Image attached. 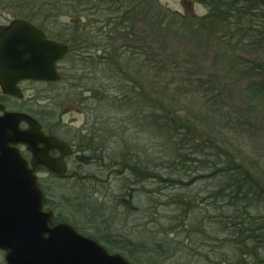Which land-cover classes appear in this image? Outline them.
<instances>
[{"label":"rangeland","instance_id":"374dc122","mask_svg":"<svg viewBox=\"0 0 264 264\" xmlns=\"http://www.w3.org/2000/svg\"><path fill=\"white\" fill-rule=\"evenodd\" d=\"M140 1L146 10L148 4ZM155 1L188 21L172 23L167 30L154 29L147 21L140 23L136 41L118 34L108 38L107 21L119 15L112 13L119 6L99 4L100 14L94 10L82 14L92 49L81 55L83 60L74 53L65 59L61 82L25 86V105L40 92L43 98L38 101L42 106L39 115L44 125L68 140L76 138L77 144L83 145L86 138L100 134H103L101 143L106 142L104 138L111 141L108 133L116 137L108 142L110 147L104 145L103 150L93 154L97 156L95 160L88 159L89 163L79 165L82 163L79 159H72L68 165L71 171L80 166L79 176L85 177V189L76 178L71 182L72 189L65 186L59 191L60 196L72 199L66 207L70 208L67 219L79 229L97 235L112 249L116 247L115 251L124 252L132 264H220V254L230 250L225 246L227 243L216 241L226 238L222 233L226 230L220 229L217 218L236 210L235 206H229L231 196L216 195L229 180L219 171L226 164L224 156L208 157L209 150L205 156L192 154L194 144H188L182 152L186 161H173L176 152H172L170 140H156L154 132L147 133L145 147L137 140L138 124L128 125L129 114L114 112L112 106L128 104L135 97L131 86L141 83L147 90L148 113H153L150 106L156 97L172 101L180 118L196 126L197 142H204L208 136L215 138L217 146L231 156L239 155L237 159L246 163L244 168H250L253 178L264 185V95L256 98L252 93L253 86L264 80V75L252 77L243 71L246 61L264 64V51L240 43L233 23L213 24L209 19L203 26L210 11L201 0ZM107 7L110 9L106 10ZM3 11L0 6V14ZM59 18L68 26L70 17ZM232 33H237V39L229 41ZM131 49L141 50L149 57L137 69L134 83L126 81L113 68L103 66L110 52ZM92 54L101 57L100 67L91 66L92 59L88 57ZM123 65L121 62L120 67ZM16 104L11 101L10 105ZM124 118L126 126L120 125ZM158 146L167 149L162 161L175 165L173 170L157 162L159 167L152 171L151 178L132 185V171L122 170V159L128 155L131 164L140 158L147 161L149 152L161 153ZM144 148L146 152H142ZM212 163L214 166L210 167ZM126 184H131L134 191L124 189ZM76 192L85 201L88 197L95 202L108 201V205L86 210L76 204ZM255 212L264 215V199ZM114 236H119L120 246L111 244Z\"/></svg>","mask_w":264,"mask_h":264},{"label":"trees","instance_id":"16d2710c","mask_svg":"<svg viewBox=\"0 0 264 264\" xmlns=\"http://www.w3.org/2000/svg\"><path fill=\"white\" fill-rule=\"evenodd\" d=\"M4 1L0 2L1 7L8 6L7 9L12 14L23 16L24 19L36 24L51 37L67 44L69 47V54L66 59L70 57L71 53H74V56L83 60L81 55L83 53H89L87 51L92 49L88 43L89 38L87 33L89 32L85 25L82 24V14L89 10L99 12V9H101L99 4L101 3H107L112 6L111 8L119 6V9L112 10V13H119V15L116 17L113 16V18L107 21V25L110 26L107 31L108 38H113L115 37L114 35L118 34L131 41H136V28L140 23L142 24L147 21L151 25L153 24V27H155L154 29L162 28L163 30H167L168 27L169 29L172 28V23L178 24L182 21H188L186 18L180 16V14L166 9L155 0H144V3L148 4L146 10L140 0H105V2L103 0ZM201 3L207 4L210 11L203 20V26L209 19L213 24L219 22L220 24L227 23L228 25H232L233 23L232 28L237 29L239 33L238 41L240 43L245 42L255 49L257 48L264 51V0H201ZM19 7L23 8L19 9ZM109 9L110 7L106 8V10ZM96 13L97 12H92L91 14L95 15ZM98 14H100V12ZM63 15L70 17L68 26L63 24L64 21L59 18ZM79 28L82 30L80 31ZM84 35L86 37H84ZM237 36V33H232V36H229V41L237 39ZM88 59H92L91 66H93V68L101 66L100 56L94 57L92 54ZM148 59L149 57L145 56L144 52L141 50L131 49L123 52L114 50L105 58L103 66L104 69L113 68L119 74L121 73L126 81L134 83L135 80H133V78L137 75V69L143 66V63L147 62ZM121 62H123L124 65L120 67ZM246 65L247 67L243 68V71H246L248 76L262 77L264 75V64L261 62L246 61ZM118 67H120L119 70ZM131 88L134 91L135 97L133 96L130 101L128 100V104H125V106L123 104L119 106L115 104L116 106L112 107L114 112L117 111V113H122L126 111L125 113L129 114L127 120L128 125L133 123L138 124L137 128L140 132L138 133L137 140L145 147L147 133L154 132L152 135L156 140L164 138L170 140L172 143V152H176L175 156L172 157L173 161H186V158H184L185 154L182 152L185 149V145L188 144H194V147L191 148L192 154H203V156H205V151L209 150L211 153H207L206 156L208 157L214 158L215 155H221L223 158L224 156L226 164L224 168H219V171H222L224 175L226 174L229 180L226 185L223 184L222 188L220 187L218 189L219 193L216 195L219 197L224 195L231 196L229 206H235L236 210L230 215H222L217 218L219 221L217 223L221 226L220 229L226 230L222 232L226 235V238H221L222 240L218 238L216 241L223 244L227 243L225 246L230 250V252L220 254L222 256L220 264H264V215L255 212L263 202L264 185L259 180H256V178H253L250 168H244L246 163L243 159H237L239 155L231 156L229 152L217 146L215 144V138H210V136H208L204 139V142H197L195 139L196 126L180 118L181 116L174 111L175 108H173L172 101H166L164 98L161 99L156 97L152 102L154 103L153 106H150L153 109V113H148L147 108L149 107H146L148 100L146 98L147 90L141 86V83L136 85V87L131 86ZM252 93L257 95L256 98L264 95V80L257 82L255 86H253ZM120 101L121 103L123 102L122 100ZM129 102L131 107L129 106ZM139 103L141 105H139ZM142 111H146L147 113H141ZM140 114L144 116H140ZM49 118H53V115H49ZM124 120L125 118L122 119V121ZM122 124L126 126V121L120 122V125ZM116 131L118 134L119 130ZM140 133L142 134L141 137ZM102 137L103 134L91 136L84 140L83 145L79 143L81 151L88 154L87 156L88 159H91L90 161L97 158V156L93 157V154L96 155L100 150H103L101 148L104 145L108 147V142L116 139L115 136L108 133V139H111V141L104 138L106 142H103V144L100 142L103 139ZM118 146L120 147V145ZM158 147H161L160 149L158 148V150L161 151L160 154L162 155L158 154L157 151H154L155 153L149 152V154H147V161L141 160L140 158L138 162H133V164H131L128 163V155V158L125 157L122 159V170L128 171L129 169L132 171L134 177V184L132 185H136L142 179L151 178L152 171L159 167L157 162L166 164L167 167L173 170L175 165H168L167 162L162 161L163 152L167 151V149L165 146ZM142 152H146V148H144ZM87 163H89V161H87ZM212 166H214V163H212L210 167ZM77 181L84 189L86 188L84 184L85 179L80 178ZM125 188H130L134 191L131 184H126L124 189ZM129 196L132 195L129 194ZM81 198V194L76 192V204L84 207L86 210H93L100 205H108V201L95 202L93 199H88V197H85V199H87L85 201L84 198ZM126 201L128 202V200ZM121 254L131 263L130 258L124 252Z\"/></svg>","mask_w":264,"mask_h":264},{"label":"water","instance_id":"95a60500","mask_svg":"<svg viewBox=\"0 0 264 264\" xmlns=\"http://www.w3.org/2000/svg\"><path fill=\"white\" fill-rule=\"evenodd\" d=\"M69 53L66 44L48 39L34 23L14 20L0 34V86L4 93L23 98L22 81L59 82L58 64ZM27 128L21 129L20 123ZM22 144L32 157V169L14 145ZM59 151L58 157L52 156ZM0 159L10 165L2 177L0 195V248L7 249L6 264H131L121 254H110L96 240L70 224L50 227L52 210H43L44 193L34 171L42 166L61 177L65 159L72 154L66 142L46 134L40 122L25 113L0 117Z\"/></svg>","mask_w":264,"mask_h":264},{"label":"flooded vegetation","instance_id":"af4514ba","mask_svg":"<svg viewBox=\"0 0 264 264\" xmlns=\"http://www.w3.org/2000/svg\"><path fill=\"white\" fill-rule=\"evenodd\" d=\"M7 7L8 6L2 7L4 11L0 14V34H1V30L4 27H8L14 20L24 19V17L21 15L12 14L7 9ZM22 8L23 7H19V9H22ZM46 35H47L48 39L59 41V40L51 37L48 33H46ZM60 42L64 43L63 41H60ZM65 59H63V61H61L58 65V69L62 75V79H63L62 64L64 63ZM59 82H61V80ZM54 83H58V82H36V81H28L27 82V81H22L19 84V88L21 89V91L23 93H25L24 92L26 90L25 86H27V85H32V84L42 85V84H54ZM41 98H43L41 93L36 92L35 95L32 98H30L29 102L25 105L24 96H23V98H16V97H12L10 95H7L6 93L3 92V90L0 86V117H4V115L6 113H11V112H18V114L19 113H25L27 115H30L40 122V125H42V129L46 134L53 135V136L57 137L58 139L62 140V142L63 141L66 142L67 145H69L72 149V154L65 159L66 166H67L68 170H67V173L64 174L63 176L57 177L56 175L49 173L42 166H38L34 171V175L36 176L35 178H37L39 189H42V191L44 193L43 210H52V213H53L52 219H50L51 221L49 223V226L54 227V226L61 224V223L70 224L71 226H73L78 231V233H80L84 236H87L88 238L96 240L99 244L104 246L105 249H107L110 254L111 253L112 254L113 253L114 254H117V253L121 254L122 252L115 251L116 247H114V249H112V247H111L112 245H109V244L103 242L101 239H99V237L97 235H92L91 233H87V232L79 229L75 225L74 222L67 219L68 215H69L68 212L70 211V208H66V207L67 206L69 207V205H70L69 202H71L72 199L66 198V203H65V198H64V196L59 195V191L64 190L65 186L67 187V189H69V188L72 189L73 187L71 186V182L76 178L85 179L84 176H79L80 175V169H78V168H80V166H77V167L74 166V169H72V171H71V169H70L71 166H68V165H70L72 159H74V160L79 159L78 161L82 162V163H79V165H81V164L83 165V162L85 163V161H88V156H87L88 154H85L81 151L80 146L78 144H76L77 143L76 138H74L73 140H68L67 137H63V136L58 135L56 133L57 131L54 130L53 128L44 125L45 123L43 122V119L39 115L41 110H42V106H40V104H38L39 103L38 101L41 100ZM11 101H16L17 104L14 105V107H12L10 105ZM19 126L23 130L28 127L26 122L20 123ZM14 146L19 149V151L22 155L21 158H23L25 161H27L28 166H29L28 168H31L32 167V157H31V154L27 151L26 147H24V145H22V144H16ZM51 154L54 157H58V155H60L59 151H53V153H51ZM10 169H11L10 165H6V162L4 160L2 161V159H0V195L3 191V190H1L2 186H3V181L1 179L6 174V172H10ZM90 229L94 230V227L91 226ZM106 230H108V228H106ZM118 237L119 236L112 237V238H115V241H113V242L111 241L112 242L111 244H113L115 246L116 245L120 246L122 241H120V239ZM7 253H8L7 249L0 248V264H6L7 263L6 262Z\"/></svg>","mask_w":264,"mask_h":264}]
</instances>
